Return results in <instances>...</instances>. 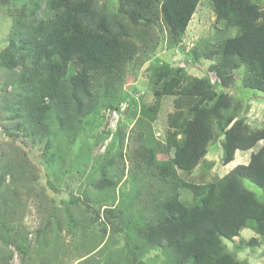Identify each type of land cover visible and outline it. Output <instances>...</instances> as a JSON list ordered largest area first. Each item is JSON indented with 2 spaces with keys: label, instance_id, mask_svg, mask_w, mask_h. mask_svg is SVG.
<instances>
[{
  "label": "trees",
  "instance_id": "1",
  "mask_svg": "<svg viewBox=\"0 0 264 264\" xmlns=\"http://www.w3.org/2000/svg\"><path fill=\"white\" fill-rule=\"evenodd\" d=\"M15 3L17 13L12 14L7 43L0 50L4 73L0 88L4 86L6 94L2 109L9 122L3 130L12 137L10 146L0 152V264L9 263L8 246L20 255V264L31 247L25 228L7 216L17 207L18 186L29 194L30 181L35 180L27 153L20 151L23 141L14 133L28 136L33 147L41 148L43 159H35L34 164H45L47 183L54 189V183L71 167L82 171L88 166V134L97 126L104 127L114 111L123 112L121 120H133L132 127L142 128L135 134L137 146L128 157L131 166L126 169L121 164L128 132L117 120L110 143L90 168L89 180L94 189L110 195L130 170L132 190L116 205L125 219L124 202L130 207L136 204L132 211L141 221L126 238L124 248H164L171 256L166 264H250L237 254L264 244V200L245 186L244 179L264 189V143L258 145L264 140V125L250 127L242 102L225 89L235 84V72L242 70V88L264 93V6L256 0H211L216 33L201 38L183 56L194 64L210 61L207 70L218 78L213 83L207 74L194 75L182 64L167 59L151 62L157 48L184 49L182 38L199 0ZM229 29L234 33L228 35ZM146 63L154 100L139 106L134 97L124 94L123 81L128 72ZM8 87L11 93H6ZM129 91H135V86ZM164 96L173 97V110L166 116L168 129L161 141L153 136L149 124H140L156 118ZM122 104L126 108L120 111ZM215 139L220 142L222 165L232 161L237 150L256 148L247 163L236 164L217 179L206 183L188 180L187 175L206 155L208 143ZM115 142L114 152L108 155ZM72 159L76 160L73 165ZM182 188L190 191L191 202L180 199ZM79 201L77 197L66 201L61 212L64 218L56 214L43 218L44 227L35 230L42 235V251L48 243L55 249L62 231L71 233L75 224L83 237L81 243L93 235L83 256L99 248L97 232L81 218L77 220L71 210ZM94 203L112 210L111 202ZM105 217L110 222V215ZM108 222H103V231ZM51 223L55 232L50 242L45 231ZM123 223L130 228L129 220ZM243 228L255 235L239 238L230 251L223 240L234 243Z\"/></svg>",
  "mask_w": 264,
  "mask_h": 264
},
{
  "label": "rangeland",
  "instance_id": "2",
  "mask_svg": "<svg viewBox=\"0 0 264 264\" xmlns=\"http://www.w3.org/2000/svg\"><path fill=\"white\" fill-rule=\"evenodd\" d=\"M256 1L264 6V0ZM17 8L15 0H0V50L7 43L8 32L12 24L10 19H12V16L17 13ZM217 26L221 27L222 24L218 23ZM215 33L216 29L214 27V14L211 0H199L192 19L188 24L187 32L182 38L181 46H183L184 49L181 50L175 48L170 50L165 46L162 47V50L161 48H157L155 51V57L151 59V62L160 59H167L172 64H182L189 73H193L194 75L207 74L210 81L211 79L217 81L214 78V73L207 70L210 61L202 59L194 64L193 62H186V58L183 56L188 52L187 49L191 45L194 43L199 44L201 38L213 36ZM232 33H234L233 29L227 31L228 35ZM146 65L148 64L146 63L145 65L140 66L137 71L133 73L128 72L123 81L124 94L134 97L139 102V106L152 103L154 100L151 92L152 84L149 82L150 72L145 71ZM241 71L242 70H238L235 72V84L225 90L228 94L233 95L235 99H240L243 107L242 112L244 111L249 126L261 127L264 125V105L263 107L254 106L253 100H255L254 104H259L261 99L258 100V96L256 95L264 96V93L243 89L240 83ZM3 76L4 73L0 70V86L2 85ZM132 85L135 86V91L130 92L129 89ZM2 87L4 88V86ZM3 88H0V152L9 147L10 142H12V137L8 136L3 130V125L9 123L5 120V116L8 114L2 109L4 104L3 99L6 97V94H3ZM9 88L10 87L5 90L6 93L9 91L11 93V88L10 90ZM125 106V104H122L120 106V111L124 109ZM172 110L173 97L164 96L161 99V105L156 113V118L152 122L146 120V123H144V120V124L140 125L144 126L145 124H149L153 136L156 139L163 141L168 129L166 116ZM122 115L123 112L120 113L118 111L110 113V116H108V123L104 127H102V125L100 127L97 126L94 132L88 134V137L90 138L88 147V149L90 148L88 166L82 171L81 169L77 171L76 168L73 169V167H71L69 173L61 177L59 183H54V189L47 183L45 164L43 162L36 163V165L34 164L35 159H43L41 157V148L36 146L33 147V141L28 136L24 137L14 133V135L17 136V139L23 141L20 143V151L23 150L27 153V157L30 159V166L35 170V180L30 181V187L28 188L29 194H26L25 187L19 185L20 187L18 186L17 189L18 200L14 203L17 207H12V210H9L7 215L8 217L12 216L17 225L23 229L25 228L27 231V240L31 244V247L21 264H166L171 260L170 254L167 253L164 248H151L149 250L140 249L138 246L130 249L124 248V245L127 242L126 238H130L131 235L134 234V227L141 221V218L137 216V212L132 211L133 207L137 205L134 204V206L130 207L127 201H123L124 216L125 219L130 221L131 225V229L126 228L123 223L125 219L121 216L122 214L117 206V203L122 201V197H127V191L131 192L132 190L128 184L130 170L125 172V176L123 175V179L118 183L113 194L110 193V195L108 194V191L105 193L104 191L102 192L94 189L90 183V168L96 164L97 159L106 150L111 141V136L115 133L116 121L121 120ZM121 121L125 124V126L123 125V130L125 129V133L128 132V136L125 137L123 144L125 157L122 158L121 163L127 169L131 166L128 157L133 152L138 142L135 134L140 129L142 130V128L137 124H134L132 127L134 123L133 120H128L130 122H127L126 118H124ZM130 127L132 128L130 129ZM106 132H108V134H106ZM263 143L264 140L260 141L258 145ZM115 145L116 142L109 150L110 152L108 155H111L114 152ZM255 148L256 147H253L243 151L237 150L234 154V159L229 163L222 165L220 161V142L218 139L212 140L207 145L206 155L200 160L193 171L187 175V179L196 183H206L217 179L236 164L247 163L250 153ZM83 153L86 154L85 151H83ZM158 157L163 158V155H159ZM72 161V165L76 163V160L72 159ZM127 176L128 178L124 181ZM148 179L149 181H152L151 178ZM244 184L247 188L253 190L261 200H264V189L246 179H244ZM10 197L14 200L16 198L13 194H11ZM73 197H77L80 200L76 206L71 207L75 218L77 220L81 218L84 223L91 225V229L94 232H97V241L95 242L99 243L101 241L99 248L93 253L83 256L85 249L87 248V243L93 235H88L84 242L81 243L83 237L77 232L78 225L75 224L71 233H68L65 230L62 231L61 236H59L57 240L55 249H53L48 243L47 250L45 252L42 251L41 249L43 248L41 247V243L43 238L42 235L36 234L35 230L44 227L42 220L45 217L51 219V217L53 218L56 214L60 218H64V212L61 213L62 208L66 207V201H69L71 198L73 199ZM113 199H115V202H113ZM180 199L187 203L191 202L190 191L184 188L180 189ZM99 200L105 201L106 203L111 202L110 205L112 206L110 208L112 210H103V208L99 207V204L94 203ZM123 202L121 204H123ZM106 214L110 215V222L107 221L105 217ZM104 221L108 222L105 231H103L102 228ZM53 225L54 223H51V227L47 232L43 230L49 235L48 239L50 238V242L52 241V235H54L55 232L53 230ZM46 234H44L43 237H45ZM253 235L255 234L252 230L243 228L240 230L239 235L235 237L234 243L229 240H223V242L230 251H233L239 238L249 239ZM257 244L254 245V247H246L239 253L236 251L238 253L237 256L246 259L250 264H264V244ZM6 250L11 254L8 264H20V255L16 252L13 246H8Z\"/></svg>",
  "mask_w": 264,
  "mask_h": 264
},
{
  "label": "crops",
  "instance_id": "3",
  "mask_svg": "<svg viewBox=\"0 0 264 264\" xmlns=\"http://www.w3.org/2000/svg\"><path fill=\"white\" fill-rule=\"evenodd\" d=\"M255 95H256V94H255ZM256 96H258L257 99H258V100L261 99V101H260L259 104H254V103H255V100H253V101H254L253 105H254V106H257V107H260V106L263 107V105H264V104H263V103H264V96H263V95H261V96H260V95H256ZM262 100H263V101H262ZM253 101H252V102H253ZM254 106H253V107H254ZM254 108H255V107H254ZM236 152H237V151H236ZM236 152H235V153H236Z\"/></svg>",
  "mask_w": 264,
  "mask_h": 264
},
{
  "label": "clouds",
  "instance_id": "4",
  "mask_svg": "<svg viewBox=\"0 0 264 264\" xmlns=\"http://www.w3.org/2000/svg\"><path fill=\"white\" fill-rule=\"evenodd\" d=\"M214 78H215V79L218 81V78H217L216 76H215ZM211 82H213V83H214V82H215V80H212V79H211Z\"/></svg>",
  "mask_w": 264,
  "mask_h": 264
}]
</instances>
